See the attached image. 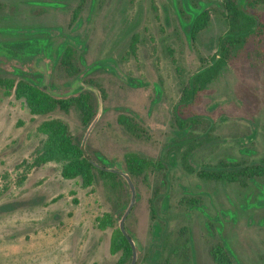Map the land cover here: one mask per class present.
Here are the masks:
<instances>
[{"label": "rangeland", "instance_id": "1", "mask_svg": "<svg viewBox=\"0 0 264 264\" xmlns=\"http://www.w3.org/2000/svg\"><path fill=\"white\" fill-rule=\"evenodd\" d=\"M222 1L88 0L70 24L78 0H0V77L28 80L58 98L78 87L90 91L95 122L84 148L96 162L126 174L129 151L163 162V170L144 178L127 174L134 202L124 227L136 247L135 264H165L167 253L159 263L154 256L165 234L171 241L181 227L190 240V264H213L209 248L219 241L233 264H264V177L243 187L195 173L220 161L264 158V62L254 46L238 51L202 93L195 108L201 122L190 138L197 144L187 158L194 172L181 160L191 143L174 144L172 107L225 31ZM204 9L210 21L192 41L191 22ZM68 44L76 49L75 76L59 65ZM119 114L133 117L145 136L128 134ZM50 118L65 121L82 142L88 125L74 109L33 116L22 100L0 92V264H116L120 253L109 252L112 229L100 230L96 218L110 213L118 227L131 189L122 175V185L111 189L98 178L90 186L64 179L54 162L34 166L43 139L37 126ZM186 197L199 205H181ZM168 264H177L174 256Z\"/></svg>", "mask_w": 264, "mask_h": 264}, {"label": "trees", "instance_id": "2", "mask_svg": "<svg viewBox=\"0 0 264 264\" xmlns=\"http://www.w3.org/2000/svg\"><path fill=\"white\" fill-rule=\"evenodd\" d=\"M87 1L78 0L72 11L70 24L76 21ZM221 5L225 31L218 37L215 51L207 58H201V67L182 84L178 100L172 107L173 125L178 134L174 142L175 148L182 147L186 142L191 143L190 147L181 152L183 166L190 173L194 172V169L188 164L187 158L197 144L194 142L195 139H190L194 137L191 131L201 122V116L195 108L201 101L202 93L220 76L237 52L246 48L247 45L254 46L255 55L264 62V0H223ZM209 21V9H204L195 16L190 29L192 41H195L198 33L208 25ZM136 40L134 36L129 47L132 54L135 53ZM171 62L175 64V59L171 58ZM59 65L68 76L79 74L76 49L71 44L63 48ZM175 68L177 73L181 72L179 68ZM0 92L3 96L12 94L15 99L22 100L33 116L48 115L57 110L67 113L70 109H74L83 126L89 125L95 116L93 94L90 91H82L66 98H56L28 80L0 77ZM116 120L131 136L138 139L145 136V128L133 117L119 114ZM37 132L43 136V139L36 150L34 166L49 162L57 163L60 166L62 178H78L84 186L92 185L96 178L111 189L122 185L121 175L118 172L109 171V167L96 162L86 151V154L83 153L80 143L62 119L50 118L42 121L37 126ZM123 162L130 177L144 178L147 172H158L164 168L161 160L151 159L131 151L124 153ZM195 173L204 180L237 183L245 187L249 180L264 177V158L254 164L220 161L214 169L198 170ZM180 204L186 207L198 206L199 199L186 197L181 199ZM155 214L156 211L151 204L152 220L155 219ZM96 221L100 230L112 229L109 252L112 255L120 253L116 264H129L132 259L131 245L119 227L114 226L113 216L110 213H104L97 217ZM170 234H165L164 248L162 247V251L154 256V261L159 263L163 260V254L167 253L165 264L169 263L171 256L175 257L177 264H190V240L186 227H181L171 241ZM208 253L213 264H233L228 251L220 241L212 244Z\"/></svg>", "mask_w": 264, "mask_h": 264}, {"label": "water", "instance_id": "3", "mask_svg": "<svg viewBox=\"0 0 264 264\" xmlns=\"http://www.w3.org/2000/svg\"><path fill=\"white\" fill-rule=\"evenodd\" d=\"M40 89L43 90V91H45V92H47V91L45 90V88H43L42 86L40 87ZM76 91H77V92H76ZM76 91H74L76 94H74L73 92H71L70 96L77 95L78 93H80V92H82V91H84V90H83L81 87H78V88H76ZM47 93H48V92H47ZM49 94H50V93H49ZM50 95L53 96L52 94H50ZM70 96H69V97H70ZM53 97H55V96H53ZM56 98H58V97H56ZM65 98H66V97H65ZM94 122H95V117H94V119L91 121V123L88 125V129H87V131H86V133H85V135H84V137H83V139H82V142L80 143V148H81V150L83 151L84 154H86V153H85V148H84L85 140H86V138H87V136H88V134H89V131L91 130L92 126L94 125ZM108 170H109V171H112V172H115V171H116V172H118L120 175H122V176L124 177V179L127 181L128 185H129V187H130V189H131V201H130L128 207L126 208L124 214H123L122 217L120 218V220H119V222H118V227H119L120 231L122 232V234L124 235V237L128 240V242H129L130 245H131V249H132V259H131V262H130L129 264H135V262H136V247H135V245H134V243H133V240L130 238V236L128 235V233L126 232L125 227H124L125 219H126L127 215L129 214V212H130V210H131V207H132V205H133V202H134V189H133V186H132V184H131V181H130L129 176H128L126 173H124V172H122V171H120V170H118V169L112 168V167H109Z\"/></svg>", "mask_w": 264, "mask_h": 264}]
</instances>
